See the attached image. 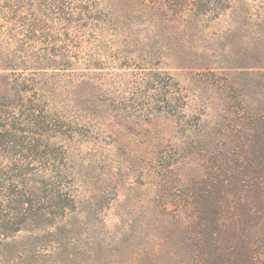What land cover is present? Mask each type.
<instances>
[{"label":"rangeland","instance_id":"obj_1","mask_svg":"<svg viewBox=\"0 0 264 264\" xmlns=\"http://www.w3.org/2000/svg\"><path fill=\"white\" fill-rule=\"evenodd\" d=\"M108 2V51L117 44L124 51L127 42L126 51L132 55H124L145 61L138 68L105 66L98 71L103 74L98 83L128 97L119 99L123 109L132 110L141 101L145 106L150 100L167 112L175 110L176 123L167 116L150 119L148 143L154 145L158 136L174 145L184 143V154L200 145L203 150L180 162L175 172H160L153 163L142 164L140 155L132 156L125 145L128 138L122 137L126 134L106 139L98 131V117L106 115L103 109L111 112L105 97L85 95L79 101L84 108L72 101L73 108L64 106L65 115L77 120L97 116L91 118L90 129L82 128L86 140L69 139L70 156L60 168L68 194L44 190L49 181L40 176L37 189L23 190L29 205L13 201L10 207H0L1 221L35 232L9 239L2 250L3 264H12L15 250L23 255L19 264H264V241L254 227L264 216V0ZM197 73L207 76L200 80ZM168 75L181 83L178 96L192 111L190 120L167 95ZM159 79L164 81L160 86ZM72 96L56 102L66 105ZM201 110L209 113L207 122ZM118 121L138 130L122 115ZM231 124L237 130L245 127L244 133L227 136L226 126ZM190 142L195 146L188 148ZM225 155L235 169L232 184L208 182ZM133 181L148 186L131 188ZM194 181L200 183L197 207L189 204L195 199L189 193ZM34 245L44 247L47 256L32 261Z\"/></svg>","mask_w":264,"mask_h":264},{"label":"trees","instance_id":"obj_2","mask_svg":"<svg viewBox=\"0 0 264 264\" xmlns=\"http://www.w3.org/2000/svg\"><path fill=\"white\" fill-rule=\"evenodd\" d=\"M108 7V0H0V207H10L13 201L22 207L29 205V199L22 198L26 194L23 190L25 186L37 189L41 183L36 182V179L40 176L49 181L44 183V190L50 187V191H56L57 194H68L69 189L64 185L68 181L60 168H63V161L70 156L69 139L77 137L86 140L82 128L90 129L91 118L97 115L90 114L89 119L77 120L63 113L66 111L64 106L73 108V101L76 108H84V103L79 101L88 94L102 95L105 102L110 103L111 112L106 113L104 108L106 115L104 118L98 117L102 119L98 131H102L106 139L121 138L123 133L126 134L122 137L128 138L125 144L128 151L133 157L140 155L142 164L153 163L160 172L165 169L175 172L180 162L190 160L188 156L200 154V150H203L200 145L184 154V143L174 145L165 142V139L159 140L161 137L158 136L153 139L154 145L148 143L152 126L150 119L167 116L176 123L178 115L174 114L175 110L167 112L150 100L144 101L145 106H142L141 101L140 106L132 110L123 109L119 99L128 97L115 87L109 88L103 82L98 83V76H103L98 71H104L105 66H110L111 70L127 69L128 66L138 68L145 61L141 57L130 58L124 55L128 53L127 42L124 51L118 44L108 51L111 47V39L105 32L109 28ZM206 76L197 73L196 78L203 80ZM215 77L213 75L212 78ZM158 81L159 86L164 83L160 79ZM145 82L146 85L149 83V86H155L154 82ZM167 84L171 89L167 93L169 99L178 103L177 107L183 109V115L190 120L192 111L182 106L183 100L178 96L183 91L181 83L168 75ZM69 94H73V99H67L68 104L56 102L59 97ZM108 94L112 98H107ZM165 99H161V103H165ZM121 115L138 130H129L120 123L118 120ZM200 115L205 122L209 120L206 111L201 110ZM132 125L130 127L133 128ZM226 127L227 136L232 139L236 133H244L242 128H245L241 125L237 130L232 124ZM247 128L251 129L252 124ZM115 142L111 145L114 146ZM194 146L190 142L188 148ZM59 150L60 154L57 152ZM173 157L179 158L178 161L167 162ZM230 163L228 155L218 160V167L213 169L207 181H220L219 185L223 186L231 185L230 176L235 169ZM153 170L151 166L150 172L153 173ZM62 178L64 181H60ZM198 184V181H194L189 191L191 198H195L189 199L191 207H197L198 204ZM147 186L137 181L129 184L131 188ZM211 192L209 190V194ZM18 195L20 197L15 201ZM12 196L15 199L12 200ZM263 220L264 216L260 224L254 227L258 228V236L264 241ZM21 228L11 221L4 223V220H0V264L4 262L5 253L2 250L9 239L21 232L26 235L34 232L29 227ZM60 245L57 243L54 248L57 254ZM32 254V261L38 260L41 255L47 256L41 245H34ZM22 256L19 250H15L9 262L19 264L17 260H21Z\"/></svg>","mask_w":264,"mask_h":264}]
</instances>
